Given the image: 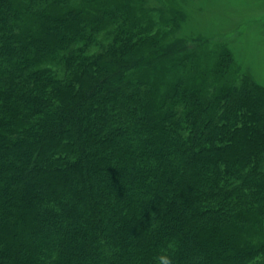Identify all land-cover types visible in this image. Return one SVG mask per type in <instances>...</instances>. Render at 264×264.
Returning <instances> with one entry per match:
<instances>
[{
    "label": "trees",
    "instance_id": "obj_1",
    "mask_svg": "<svg viewBox=\"0 0 264 264\" xmlns=\"http://www.w3.org/2000/svg\"><path fill=\"white\" fill-rule=\"evenodd\" d=\"M150 0H0V264H264V90Z\"/></svg>",
    "mask_w": 264,
    "mask_h": 264
},
{
    "label": "rangeland",
    "instance_id": "obj_2",
    "mask_svg": "<svg viewBox=\"0 0 264 264\" xmlns=\"http://www.w3.org/2000/svg\"><path fill=\"white\" fill-rule=\"evenodd\" d=\"M169 14L183 16L175 34L188 45L203 44L208 66L218 50L230 51L231 75L248 78L264 90V0H150Z\"/></svg>",
    "mask_w": 264,
    "mask_h": 264
},
{
    "label": "clouds",
    "instance_id": "obj_3",
    "mask_svg": "<svg viewBox=\"0 0 264 264\" xmlns=\"http://www.w3.org/2000/svg\"><path fill=\"white\" fill-rule=\"evenodd\" d=\"M174 244L169 243L166 248L161 250L154 258L155 264H175L173 252Z\"/></svg>",
    "mask_w": 264,
    "mask_h": 264
}]
</instances>
